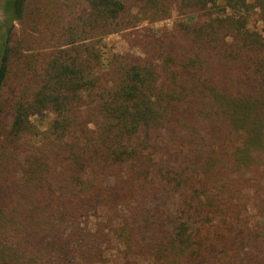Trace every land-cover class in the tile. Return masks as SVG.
Segmentation results:
<instances>
[{
	"label": "trees",
	"instance_id": "1",
	"mask_svg": "<svg viewBox=\"0 0 264 264\" xmlns=\"http://www.w3.org/2000/svg\"><path fill=\"white\" fill-rule=\"evenodd\" d=\"M1 10L0 264H264V0Z\"/></svg>",
	"mask_w": 264,
	"mask_h": 264
},
{
	"label": "rangeland",
	"instance_id": "2",
	"mask_svg": "<svg viewBox=\"0 0 264 264\" xmlns=\"http://www.w3.org/2000/svg\"><path fill=\"white\" fill-rule=\"evenodd\" d=\"M3 3V0H0V23L4 21V15L1 10V5ZM172 21H166L163 23L156 24L155 27L156 29L161 28L163 26H171ZM252 27L255 29H261L263 27L262 24L254 22L252 24ZM106 43L108 44L109 47L114 46L115 49L119 52H125L131 50V48L122 40V38L119 35H112L108 38H106ZM52 116L49 113H42L39 115H36L32 117V122L34 125L37 127L36 129L43 131L46 129L47 124L51 120Z\"/></svg>",
	"mask_w": 264,
	"mask_h": 264
}]
</instances>
